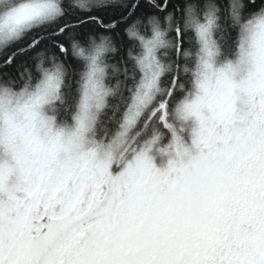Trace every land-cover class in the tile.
Here are the masks:
<instances>
[{"label":"snow or ice","instance_id":"6c2138e0","mask_svg":"<svg viewBox=\"0 0 264 264\" xmlns=\"http://www.w3.org/2000/svg\"><path fill=\"white\" fill-rule=\"evenodd\" d=\"M0 264H264V0H0Z\"/></svg>","mask_w":264,"mask_h":264}]
</instances>
